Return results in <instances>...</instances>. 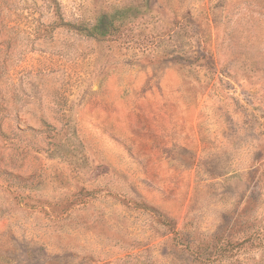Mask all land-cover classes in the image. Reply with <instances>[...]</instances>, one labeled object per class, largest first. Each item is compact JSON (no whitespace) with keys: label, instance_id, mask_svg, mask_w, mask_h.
<instances>
[{"label":"rangeland","instance_id":"obj_1","mask_svg":"<svg viewBox=\"0 0 264 264\" xmlns=\"http://www.w3.org/2000/svg\"><path fill=\"white\" fill-rule=\"evenodd\" d=\"M0 264H264V0H0Z\"/></svg>","mask_w":264,"mask_h":264},{"label":"trees","instance_id":"obj_2","mask_svg":"<svg viewBox=\"0 0 264 264\" xmlns=\"http://www.w3.org/2000/svg\"><path fill=\"white\" fill-rule=\"evenodd\" d=\"M125 11L123 10H116L113 13L103 14L101 15L97 21L94 24L89 23H79V24H70L67 23L65 25H70L71 28L76 29L78 32L90 36V37H108V36H114L118 35L122 32V28L124 25L123 19H124ZM244 240V242L249 241ZM185 248L192 253V255L196 256L197 259H202L205 254V252L209 251L207 248H198V249H191V240H187V242H184ZM224 247H221L223 251H229L234 248H231L232 243L230 239L226 240V244H223Z\"/></svg>","mask_w":264,"mask_h":264}]
</instances>
